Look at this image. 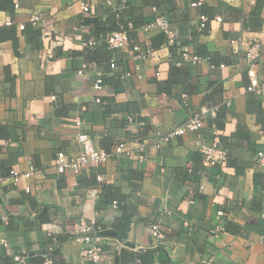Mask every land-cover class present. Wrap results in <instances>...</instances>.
<instances>
[{
	"label": "crops",
	"instance_id": "crops-1",
	"mask_svg": "<svg viewBox=\"0 0 264 264\" xmlns=\"http://www.w3.org/2000/svg\"><path fill=\"white\" fill-rule=\"evenodd\" d=\"M82 1L91 6L86 15ZM198 1L203 5L193 7ZM116 11L136 23L130 36L142 45L162 35L143 27L157 15L168 16L178 33L173 57L164 46L149 61L98 44L94 51L83 49L75 37L94 38L96 23ZM201 15L209 18L204 32L197 29ZM32 16L40 20L34 24ZM20 25L28 26L25 33ZM12 26L18 47L10 40L0 42V175L7 178L11 169L30 167L37 172L18 187L6 182L0 188L1 215L9 219L0 228V238L10 243L7 254L51 251L59 264H88L77 222L96 218L105 230L116 232L114 222L127 209L133 215L128 239L118 251L108 252L105 264H140L132 256L154 248H159L154 264H264V166L258 161L264 152V102L242 94L248 84L245 47L231 43L242 38L264 44V0H24L20 9H0V29ZM184 46L202 61L184 62ZM94 60L97 71L80 78L82 62ZM173 67L184 73L167 92ZM126 72L132 76L122 79ZM98 75L105 80L100 92L94 90ZM258 75L264 79V56ZM214 105L221 106L220 120L208 117L201 132H189L160 149L154 146L160 134L181 126L202 106ZM131 117L144 125L129 124ZM80 131L109 153L119 143L134 146L141 138L148 144L146 158L113 155L99 169L60 175L56 156L79 154L75 136ZM200 136L218 141L228 160L204 169L196 145ZM97 174L105 179L102 185ZM99 185L100 199L93 202L89 191ZM115 190L124 197L122 209L109 202ZM165 207L174 213L164 215ZM219 211H224L222 218ZM155 223L166 234L158 247L151 237ZM218 225L226 232L215 238L211 230Z\"/></svg>",
	"mask_w": 264,
	"mask_h": 264
},
{
	"label": "built area",
	"instance_id": "built-area-1",
	"mask_svg": "<svg viewBox=\"0 0 264 264\" xmlns=\"http://www.w3.org/2000/svg\"><path fill=\"white\" fill-rule=\"evenodd\" d=\"M24 0H14V8L20 9ZM203 2L198 1L192 3L193 7L202 6ZM81 9L83 14H88L91 10V6L88 2H81ZM154 7V10H157ZM40 20L39 16H32L30 21L36 23ZM215 20L218 22L222 21L221 17H216ZM209 18L206 15H201L199 17V24L197 29L200 32L207 30V23ZM11 25V23H9ZM19 28L24 30L25 25H20ZM130 29H133V24L129 23L127 28H122L120 31H115L110 33L106 38L107 46L110 50H128L131 53L133 60L149 61L153 59L158 50L152 47L150 44L142 45L132 39L129 35ZM143 29L146 32L153 30H158L163 33L166 37V43L164 47L170 48L177 44L178 33L174 29L171 19L166 15H157L153 22L146 24ZM79 40L81 47L83 49H93L98 44L94 38L85 39L82 34H78L75 37ZM233 44H240L244 46V62L246 65V72L248 77V84L243 90V95L253 94L259 97L264 102V79H260L258 75V64L259 60L264 56V44L259 39H253L248 42H244V39L237 38L231 41ZM245 43V44H244ZM181 58L186 63L197 64L202 61V57L197 53V51L192 50L189 46H184L181 49ZM54 55L51 54L49 58H53ZM111 68H116L115 62L112 61L110 64ZM98 63L95 61H83L81 66L77 70V74L80 78L86 77L89 73H94L97 71ZM224 67V65H221ZM140 66H136L138 71ZM157 76H160V72H157ZM131 72H126L121 78L131 77ZM105 85L103 84L102 76L98 75L96 77V83L94 85L95 91H103ZM98 103H102L100 98L96 99ZM226 103V102H225ZM228 104V103H226ZM220 105L214 106H202L200 110L192 114L181 126L174 128L164 134H160L154 142V146L160 149L165 144L173 141L175 138L184 136L189 132H201L204 127V120L208 117L216 118L220 110ZM137 122L139 125L143 126L142 122H138L134 118H128V123L132 124ZM82 126V120L78 119L76 121V127L78 130ZM77 143L80 145V152L75 157H68L63 152H59L55 160V169L60 175H64L67 172H71L74 175H79L84 169L96 170L105 165L111 156H121L125 155L131 159L144 160L146 158L148 144L141 138H136L134 140V146H128L125 142L117 144L112 153H109L105 148L96 146L94 139L84 133L78 132L75 136ZM196 145L199 152L203 158L204 169L213 168L218 165L224 164L228 160V151L221 147L218 141H207L203 136H200L196 140ZM258 161L261 166H264V152L258 153ZM37 172V168L30 167L29 170L25 172H19L16 169H11L9 171L8 177H3L0 175V188H2L6 182L11 183L13 186L18 187L21 185L22 181L31 179ZM98 184L102 185L104 183V177L97 174L96 176ZM100 185L89 191V196L93 202H98L101 195ZM27 192L31 191V187H26ZM191 194L193 192H190ZM113 206L118 207V203L114 202ZM174 212L165 207L163 214L170 216ZM1 215V211H0ZM5 224L8 223L7 216L1 215ZM224 216V211L218 212V217L222 218ZM187 225V224H186ZM76 233L79 236L78 240L82 245L81 254L88 264H105L107 262L106 257L108 252H114L119 250V246L123 245V241L114 240L105 236H102V232L105 231L103 226L97 221L96 218L85 219L81 218L76 224ZM226 228L224 225H218L215 229L211 230L212 236L217 238L219 234L225 233ZM53 236V233L49 234ZM151 237L155 247H158L166 239V234L162 230L160 223H155L151 226ZM56 242V238H53ZM0 246H2L6 251H10V243L5 238H0ZM42 257L44 258L41 264H56V262L51 257V251L43 252ZM16 264H26L27 256L14 255ZM138 263H141L138 261ZM207 264H210L208 262Z\"/></svg>",
	"mask_w": 264,
	"mask_h": 264
},
{
	"label": "trees",
	"instance_id": "trees-1",
	"mask_svg": "<svg viewBox=\"0 0 264 264\" xmlns=\"http://www.w3.org/2000/svg\"><path fill=\"white\" fill-rule=\"evenodd\" d=\"M151 1H153V0H151ZM154 6L159 7L158 5H154ZM0 9H8V10L9 9H11V10L15 9L14 8V0H1L0 1ZM129 23L133 24V29H130V31H129V35H131V31L136 28V23L131 21V20L124 19L123 14L120 11H116L109 16V18L107 19L106 22H97L96 23L95 29L93 30L94 31L93 36H94L95 40L97 41L98 45H101L102 47L108 48L107 43H106L107 36L110 33H113L115 31H120L122 28H127ZM27 29H28V26H25L23 32L25 33ZM161 34L162 35H159L155 39V41L152 43V47L155 48L156 50H159L166 43L165 35L163 33H161ZM7 40L13 41L15 48L18 47L16 29H14L13 26L8 27V28L4 27V28L0 29V42H4ZM177 44H178V42H177ZM177 44L169 48L171 53H172V57H173V53H175V48L177 47ZM91 51H94V49H92ZM180 57H181V55H180ZM94 61L98 62V60L97 61L94 60ZM179 69L180 70H178L177 68H174V67L171 69L172 79H169V81L167 82V85H166L167 89L165 91L169 92L170 87L174 86L179 81L178 77L184 73L183 69H181V68H179ZM176 70H178V71L176 72ZM118 80L120 81L119 78H118ZM103 84L105 85L104 78H103ZM115 85H117V84H115ZM221 113H222L221 110H219L217 117H216L217 118L216 121L220 120ZM261 176L262 175L259 174L258 178ZM111 188H112V186H108V188L104 187V189H106V190L107 189L109 190ZM123 198L124 197L117 190H115L114 194L110 197L109 202H111V203L117 202L118 208H120V206H121L120 201ZM120 209H122V207ZM132 217H133V215L131 213L129 214L127 212V209H125L124 210V216L121 219L116 220L114 222V226H115L116 232L118 234V239L120 241L126 242V240L128 239V231H129V226L132 222ZM117 224H123V225H122V227H119V225H117ZM2 226H6V224H5L2 216L0 215V228ZM103 229H105L104 226H103ZM158 252H159V248H154V249H150V250H140L138 253H136L132 256V261H134V262L140 261L141 262L140 264H154L156 257H157L156 255ZM42 254H44V253L40 252V253L30 254L29 257L27 256L26 264H41L44 260V258L42 257ZM57 256L58 255H53L51 253V257L53 258V260L56 262V264H59V262L57 260ZM0 264H16L14 256L7 254V251L4 248H2V246H1V250H0Z\"/></svg>",
	"mask_w": 264,
	"mask_h": 264
},
{
	"label": "water",
	"instance_id": "water-1",
	"mask_svg": "<svg viewBox=\"0 0 264 264\" xmlns=\"http://www.w3.org/2000/svg\"><path fill=\"white\" fill-rule=\"evenodd\" d=\"M101 235L105 237H116V238L118 237L114 230H105L104 232H102ZM127 246L131 248H135V245L131 243H127Z\"/></svg>",
	"mask_w": 264,
	"mask_h": 264
}]
</instances>
